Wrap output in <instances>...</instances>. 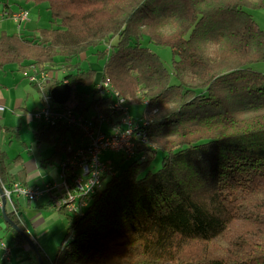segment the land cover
Returning a JSON list of instances; mask_svg holds the SVG:
<instances>
[{"label":"trees","instance_id":"16d2710c","mask_svg":"<svg viewBox=\"0 0 264 264\" xmlns=\"http://www.w3.org/2000/svg\"><path fill=\"white\" fill-rule=\"evenodd\" d=\"M14 1L47 3L59 25L34 37L3 34L0 70L61 69L72 93L103 74L129 101L147 102L149 121L139 156L117 166L83 214L51 200L40 206L67 217L54 257L31 248L18 202L10 211L7 203L21 230L6 224L15 245L29 248L35 264L38 254L43 264H264V73L255 68L264 62V30L248 12L264 0ZM163 47L171 70L154 50ZM91 50L106 59L101 74L78 61ZM89 107L82 97L74 108ZM76 135L40 123L39 142L54 146L44 166L63 161ZM158 151L162 166L152 171ZM18 158L0 152L3 185L16 182Z\"/></svg>","mask_w":264,"mask_h":264},{"label":"built area","instance_id":"2783aa9c","mask_svg":"<svg viewBox=\"0 0 264 264\" xmlns=\"http://www.w3.org/2000/svg\"><path fill=\"white\" fill-rule=\"evenodd\" d=\"M0 18H12L21 26L35 20L36 16L25 9L14 13L5 9ZM25 77L37 86L44 102L43 107L32 112L33 118L50 126H68L77 135L69 136L58 178L46 187L24 185L20 182L7 186L0 182L7 201L14 206L15 197L33 202L49 194L50 200L55 202L56 206H65L71 213L83 214L88 197L95 194L104 186L106 180L115 177L118 172V165L102 160L101 156L107 151H113L122 153L125 159L138 157V142L147 143L145 128L149 121L143 118L142 122L138 123L132 118L127 106L129 100L115 89L111 80L103 74L94 85V93L97 96L94 101H98L94 105L91 103L95 109L94 115L89 114L90 107L88 111L80 112L75 108L64 109L63 105L54 101L52 89L60 84H70L68 79H59L58 74L55 75L53 71H35L33 75L26 73ZM46 83L50 85L49 92L44 86ZM2 209L3 201L0 195V211ZM1 253L2 257L9 258L11 248L1 237L0 231V255Z\"/></svg>","mask_w":264,"mask_h":264},{"label":"rangeland","instance_id":"374dc122","mask_svg":"<svg viewBox=\"0 0 264 264\" xmlns=\"http://www.w3.org/2000/svg\"><path fill=\"white\" fill-rule=\"evenodd\" d=\"M6 2H8L10 6H14L15 10L18 9V5L26 7L31 11L32 15L36 16V19L32 23L30 21L20 26L12 18H5L3 20L0 18V37L5 33H24L25 35L34 37L38 36V29L50 28L52 26L59 25V22H51L52 17L50 11L48 10L47 3L36 6L34 3H27L26 1H19V3H16L14 0H0V15L7 8L5 6ZM248 12L264 30V8L255 10L249 9ZM29 23L33 26L32 30L25 29ZM146 45H149L148 42H146ZM154 50L160 56L164 64L171 70L173 63L170 48H154ZM94 52H96V50H91L90 52L83 54L79 57L78 61H80L81 68L83 70L87 71L89 69H95L101 74L106 59L99 58L94 54ZM256 67H263L264 70V62L256 64L255 68ZM52 71L55 75L58 74V77L61 80L65 76L64 70L60 69L59 71ZM26 73L33 75L35 72L33 70H27L26 72L19 70L17 65H9L4 70H0V94L8 99V102L4 106L7 109L4 123L6 124V128L15 129V133L7 132L6 130L0 132V150L7 152L11 160L16 159L20 154L23 155L25 160L35 158L37 166L43 175L42 180L38 184L44 185L49 178H52L53 175H55V170L58 167L53 165H42L43 160L52 154L54 146L49 141L39 142L38 125L40 122L36 120H34V122H30L27 119L28 112H33L35 107H43L44 102L40 97L37 86L31 84L28 78L25 77ZM44 86L49 92L50 85L46 83ZM82 97L85 99L86 104L90 105L89 114L94 115L95 109L91 106V103L95 100V98H97V96L94 93V87L92 85L78 86V88L73 91L70 100L63 105V108H74L80 102ZM18 99L23 100L21 109H15L14 107V105L19 102ZM127 106L130 110L132 118H134L138 123L142 122L145 108L143 102L133 100L129 101ZM163 157L164 154L161 151L154 154V158L150 164V169L152 171H156L161 168ZM124 158L125 156L122 153H115L113 151H107L101 156V159L104 161H108L113 165H120L122 168H127L132 162V159H125V161H122ZM57 178L58 176H56L54 180ZM59 194L61 195V193ZM49 197H51V195H49ZM17 200L20 201V204L25 208L26 213H28L30 209L39 210L41 212V217L44 220L43 224L39 223V218H32V214L24 216L31 232L37 233V236L41 239L42 243L47 242L48 250H50L52 255H48L46 253L45 255L49 257L57 255L67 229L65 227L63 232L60 231L59 233H54L53 231L60 228L62 222L64 226L66 225L67 217L65 214L54 208L45 210L37 208V206L47 200V197H43L36 202L33 201L31 204H29L28 200L25 198H20L19 200L15 197V201ZM0 231L1 235L6 234L7 240H11L12 234L5 232L6 227H4V225L0 228Z\"/></svg>","mask_w":264,"mask_h":264},{"label":"crops","instance_id":"0c3cea01","mask_svg":"<svg viewBox=\"0 0 264 264\" xmlns=\"http://www.w3.org/2000/svg\"><path fill=\"white\" fill-rule=\"evenodd\" d=\"M6 9L9 10L10 12H12V13L19 12V11H21L23 9L30 11L26 7L19 6V5H18V9L17 10L14 9V6H10V5ZM32 22H34V20L31 21V23ZM31 23H29L25 27L26 30H30V29L32 30L33 26L31 25ZM257 69H259V70L264 72L263 67H258ZM18 101L19 102L14 105L15 109H21L22 108L23 100L22 99L21 100L18 99ZM7 102H8V99H6L4 96H2L0 94V107H3V110H0V126H2V127H6V124L4 123V121H5L7 109L4 106L6 105ZM37 108L38 107H35L34 110L37 109ZM27 119L30 122H32V121L34 122L35 119L32 116V112H28ZM1 131H4V130L2 129ZM0 152H5V151L0 150ZM53 152H54V149H53ZM53 152H52V154H53ZM7 155H8V153H7ZM8 157H9V155H8ZM18 157L19 158L17 159L16 163L13 164L12 173L15 176L16 182H20V183H22L24 185H39L41 187H46L48 183L53 181L55 179V177L58 176V174H59V172L61 171V168H62V165H61L62 161L60 163L54 164L53 166L58 167L55 170V175H53L52 178H49V180H47L46 183L44 185H42V184H38L42 180L43 175L41 174V171H40V169L37 166V162H36L35 158H32L30 160H25V158L23 157L22 154H20ZM9 159L11 160L10 157H9ZM45 159H47V158H45ZM63 160H64V158H63ZM11 161H13V160H11ZM42 165L44 166L43 163H42ZM45 166H47V165H45ZM43 197L44 198L47 197V200L44 201V203L48 202L50 200V198H51V197H49V194H45ZM43 197H41V198H43ZM17 202L19 204V209H20L19 214H21L24 217V220H25L27 228H28V233L30 234V236L32 237L34 242H36V244L38 243V245L40 246V248L42 249V251L44 253H46L48 255H52L50 250H48L47 242L42 243L41 239H39V237L37 236V233L31 232L30 227L28 226L27 220L25 218V216H28V215L32 214L33 215L32 218H35V217L39 218L40 219L39 223L43 224L44 220L41 217V212L39 210L30 209L28 211V213H26L25 212L26 210L20 204V201H17ZM34 202H36V201H34ZM28 203L31 204L30 201H28ZM44 203H42V204H44ZM41 205L37 206V208H39L40 210H42V209L45 210L44 208L40 207ZM11 208H12V206L8 203V210L9 211L12 210ZM47 209H49V208H47ZM3 225H4V227H6V222L4 220V217H3V214H2V210H1L0 211V228L3 227ZM65 227H66V225L64 226V224L62 222L61 225H60V228L55 229L53 232L54 233H59L60 231L63 232ZM1 237L4 238V240L7 242V244L11 248V254L9 255V258L2 257V253H1V255H0L1 264H35L34 261L31 260L32 257H33V253H32V251L29 248L15 245V243L13 242V238H11L10 241L7 240L6 234H2Z\"/></svg>","mask_w":264,"mask_h":264},{"label":"water","instance_id":"95a60500","mask_svg":"<svg viewBox=\"0 0 264 264\" xmlns=\"http://www.w3.org/2000/svg\"><path fill=\"white\" fill-rule=\"evenodd\" d=\"M71 94H72V87L70 84H60V85H57L56 87H54L52 89V97H53L54 101H56L60 105L66 104L70 100ZM0 195H1L2 201H3L2 214H3V217H4L6 224L11 225L17 231H21L19 229V227L12 221V219L9 217V215L7 213L8 201H7V198L5 196V193H4V190H3V187L1 184H0ZM21 233L25 236V238H26L27 242L30 244V246L35 251H37L36 250V242H34L32 237L30 235H28V233H25V232H21ZM38 258H39V264H43V261H42L41 257L39 256V254H38Z\"/></svg>","mask_w":264,"mask_h":264}]
</instances>
